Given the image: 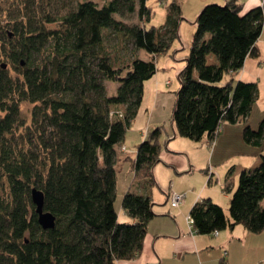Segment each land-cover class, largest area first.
Returning <instances> with one entry per match:
<instances>
[{
  "label": "trees",
  "instance_id": "1",
  "mask_svg": "<svg viewBox=\"0 0 264 264\" xmlns=\"http://www.w3.org/2000/svg\"><path fill=\"white\" fill-rule=\"evenodd\" d=\"M70 1L0 0V264L133 261L155 217L160 131L152 130L123 161L133 182L121 209L132 223H119L114 209L116 155L157 57L179 39L181 8L176 1L165 6V23L155 28L148 25V0ZM132 16L138 21L125 20ZM195 18L173 92L170 120L178 136L213 142L223 124L239 123L244 142L263 148L264 114L257 129L247 124L257 82L234 79L246 59L259 57L262 6L244 11L237 0H224L205 5ZM107 82L117 83L114 95ZM258 161L238 171L235 188L229 179L235 166L227 170L228 217L208 198L191 207L198 235L236 225L251 234L264 230V156ZM33 188L43 194L53 228L39 225Z\"/></svg>",
  "mask_w": 264,
  "mask_h": 264
},
{
  "label": "crops",
  "instance_id": "2",
  "mask_svg": "<svg viewBox=\"0 0 264 264\" xmlns=\"http://www.w3.org/2000/svg\"><path fill=\"white\" fill-rule=\"evenodd\" d=\"M237 1L242 3L244 11L261 5L260 0ZM250 59L245 60L244 66L239 70L242 73L238 72L234 79L255 82L256 78V82L260 83L258 71ZM259 64L261 65L260 61H258ZM154 77L150 81L156 88H159V82ZM258 101L255 102L258 106L253 104L252 111L256 108L257 113L262 114L264 104L263 101L259 103ZM133 121L131 128L126 131L123 142L117 148V151L126 152L127 148L134 147V150H129L133 155L131 157H134L136 146L147 139L149 135L147 132H139L136 127L138 121ZM161 125L160 121L155 120L150 123V131L159 129ZM160 128H162V132L158 137V143L161 144V150L164 146L173 152L183 154L184 157L164 160L170 164V168L163 169L162 166L158 167L157 165L153 171L162 181L167 180L170 183L165 203L166 201L168 203V196L171 193L183 195L184 200L177 209H171L170 205L162 209L153 206L155 217L150 220L147 226V234L143 241L144 247L140 256L133 261H123L117 264H219L221 260H225L227 264H264V230L251 234L241 225H236L233 230L226 229L216 235H198L187 220L191 207L206 198L222 207L225 216L228 217V203L231 195L223 191L227 170L232 165L235 166L234 172L229 178L230 184L235 188L238 171L256 165L260 155L264 156V147L261 152V149L246 144L242 139V124L239 123L223 124L213 142L203 138L200 142L195 143L181 138L171 121L168 130L164 127ZM129 143L131 147H128ZM197 171L202 172L199 173L202 174V177L198 174L195 179L192 178ZM132 182L133 177L129 187L126 188L128 191L132 189ZM181 191L183 193H180ZM119 216H122L121 221L123 222L132 223L133 221L126 214L118 212V220Z\"/></svg>",
  "mask_w": 264,
  "mask_h": 264
},
{
  "label": "rangeland",
  "instance_id": "3",
  "mask_svg": "<svg viewBox=\"0 0 264 264\" xmlns=\"http://www.w3.org/2000/svg\"><path fill=\"white\" fill-rule=\"evenodd\" d=\"M60 1L65 2V3L71 2L70 0H60ZM95 1L99 2L98 0H95ZM174 1H176L179 7L181 8V16L185 20H183L180 23V26L178 28L179 39L174 40V42L170 45V48L167 50L166 53L161 54L159 55V57H157V60H156L157 71L155 73L154 79L157 82H159V86H158L159 88H156L155 85L150 80L144 83V86H143L144 94L142 97L143 100L141 102V105L139 106V109H138L139 111L134 119L136 120V122L138 121L136 123V127H137V130H139V132H147L148 134H150L151 131L154 130V129H151L150 131V128L152 126V125L150 126V123L154 122L155 120L160 121L162 123L160 127H164L167 130L170 128L172 105L175 99V97H173V92L176 91L177 88L179 87L176 74L185 65L182 59L185 53L184 50L186 46L188 47L190 43L191 35L194 31L192 23L195 21L196 19L195 17L205 5H210L212 3L222 5L224 3V0H148L146 2V5L150 9H152L151 18H150V22L148 23V25L157 28L158 26L164 24L166 20L165 19V14H166L165 6H167L168 4ZM239 1L244 2L245 0H239ZM260 2H261L262 9H263V15H264V0H260ZM116 18L118 17L116 16ZM125 20L128 21L129 23H135L138 21L136 19V16H132L130 19H125ZM262 26H263V29L261 31L259 40L257 42V47L259 49V57L257 60L255 59H250V60L251 62H253L256 70L258 71L257 75H258V78L260 79V83L259 82L257 83L258 85L257 86L258 88L257 100H259L258 103L263 101V104H264V21H263ZM46 27L49 29H55L57 28V24L48 23L46 24ZM129 50H130V47H128V51ZM138 54H139V57L144 60L148 59L149 57V55L146 54L142 50H139ZM258 61L261 62V65L260 64L258 65ZM238 72L240 74L242 73L241 71H238ZM163 82L164 84L162 85ZM255 82H256V78H255ZM106 85H107V88H106L107 94L114 95L117 83L107 82ZM254 104L256 105V103ZM27 107L28 105L22 107V113L28 118L29 115L27 112ZM263 114H264V110L262 111V114H259L257 113L256 108H254L253 111L251 109V112L249 114L250 119L249 121H247L248 126L253 129H257V125L262 119ZM131 126H132V123L128 129H130ZM160 127L158 130L162 132L161 131L162 128ZM143 130H146V131H143ZM127 145L128 147H131L130 143ZM257 149H261V152L263 151V148H257ZM129 150H134V147L129 148V149L127 148L126 152L117 151V155H116L118 156V162L115 165L117 173L115 177L116 178V186H115L116 197H115V202H114V209L117 213L119 212L121 214H125L123 213L124 211H121V198L124 195V193L128 191L126 188L129 187V184L132 179L131 172L129 171V166H127V164L123 162L124 158L133 156L131 155V152H129ZM160 154H161L160 162L156 164V167L157 165L158 167L162 166L163 169L170 168L169 166L170 164H167L165 161L174 160L176 158L181 159L182 157H184L183 154L176 153L175 151L173 152L169 148L167 149L164 146L162 147ZM199 173H202V172L197 171L196 173L193 174L194 177L192 178L195 179ZM199 175L202 177V174H199ZM153 176L155 177V182H156V186L153 187V191H152V199H153V203H155L154 208H159V209L167 208V206H169V202L167 203L166 201L165 203V200H166L165 197H166V194L169 188L168 186L170 185V183L167 182V180L162 181L159 178V176L154 174V171H153ZM180 193H183V191H181ZM261 205L264 207V201H262ZM121 219H122V216H119V220H118L119 223L123 222L121 221Z\"/></svg>",
  "mask_w": 264,
  "mask_h": 264
},
{
  "label": "water",
  "instance_id": "4",
  "mask_svg": "<svg viewBox=\"0 0 264 264\" xmlns=\"http://www.w3.org/2000/svg\"><path fill=\"white\" fill-rule=\"evenodd\" d=\"M31 198H32V203L35 204L36 206V213L39 215L38 217V223L42 228L47 229V228H53L54 227V217L49 214L43 212V194L36 189H31Z\"/></svg>",
  "mask_w": 264,
  "mask_h": 264
},
{
  "label": "built area",
  "instance_id": "5",
  "mask_svg": "<svg viewBox=\"0 0 264 264\" xmlns=\"http://www.w3.org/2000/svg\"><path fill=\"white\" fill-rule=\"evenodd\" d=\"M168 202H169V205H170V208L171 209H177V207L183 202L184 200V197L183 195L181 194H174V193H171L169 196H168ZM187 220H189V217L187 218ZM190 224H191V220H189ZM217 233H214V235H216Z\"/></svg>",
  "mask_w": 264,
  "mask_h": 264
}]
</instances>
